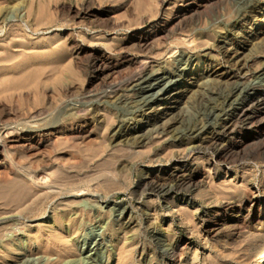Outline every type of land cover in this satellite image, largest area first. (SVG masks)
I'll use <instances>...</instances> for the list:
<instances>
[{
	"label": "rangeland",
	"instance_id": "obj_1",
	"mask_svg": "<svg viewBox=\"0 0 264 264\" xmlns=\"http://www.w3.org/2000/svg\"><path fill=\"white\" fill-rule=\"evenodd\" d=\"M138 1L0 0V8L5 14L8 12L7 21L0 22V57L14 56L11 63H0L8 65V70L0 73L1 80L9 78L2 80L4 85L0 80V144L4 145L8 137L22 140L38 136L44 139L54 126H60L57 137H62L56 138V144L55 137H52V141L33 150L24 149L22 142L5 144L4 155L9 162L0 166V218L5 220V223L0 220L3 227L0 226V264H75L76 261V264H258L264 252V137L260 141L250 138L259 127V119L264 117L262 107L252 104L247 111L248 118L245 115L239 121L237 119L229 130L223 129L220 122L209 123L213 134L210 136L214 137H210L212 144L209 142L204 150L194 151L188 159H182L194 167L186 169L175 163L181 153H188L184 144L189 142L187 136L173 144L169 143L167 136L163 139L161 135L154 136L144 145L129 140L134 129L142 123L145 108L142 104L133 106L128 103L129 106L124 103V98H115L113 84L109 79L96 76L92 63L94 56L102 52H111L113 58L127 56L140 60L148 54L147 58L165 63L173 58H169V54L178 53L182 45L183 51L196 54L202 61L210 57L224 63L223 53L213 47L218 39L212 29L216 27L218 14L222 11L227 14L238 8L240 1L214 0L208 3L203 7L205 10L201 7L194 12L195 15H187L182 24L174 27V32L156 37L146 50L134 47L132 34L158 29L168 9L184 0ZM260 18L261 14L254 19V28L260 25ZM240 25L239 20L232 23L229 39L241 42L246 38L243 32L240 33ZM261 37V41H252L253 45L240 46L246 54L248 68V72L240 75L243 82L251 81L256 70L262 68L264 33ZM193 39H197L199 47ZM249 40L251 42V38ZM15 44L18 45L15 47ZM51 51H54L53 55ZM5 52L7 54H3ZM15 53L17 58L23 53L17 63ZM158 55L164 56L159 58ZM25 64L33 67L32 71ZM203 65L198 69L191 65L189 69L203 72L206 64ZM23 68L28 69V74ZM131 69L137 70L129 67L123 70L127 72H123L126 77L137 73ZM7 72L10 77H4ZM14 76L16 78L12 79ZM197 81H185V77L176 81L189 90L167 118L170 119L171 114L172 117L182 114L181 128H190L208 119L196 100H190L194 98L191 92L194 91L192 95L195 96L198 89L202 90L199 84L203 81ZM155 102V106L161 108L166 101ZM69 127L78 129L82 137L67 138L65 132ZM241 137L249 138L250 144L244 146L247 150L236 153L231 144ZM72 155L76 157L75 161H70ZM64 158L67 162L69 159L68 164L63 162ZM9 165H12L10 173L5 172ZM196 170L204 176L198 184L190 177ZM28 174L31 177L45 175L44 183L36 178L30 179ZM18 188H25L22 199L20 197L18 201L16 196L9 199V191ZM246 217L247 220L243 221ZM217 222L225 228L217 234H209L208 227ZM28 257L30 262H27ZM32 258L37 259L36 262Z\"/></svg>",
	"mask_w": 264,
	"mask_h": 264
},
{
	"label": "bare ground",
	"instance_id": "obj_2",
	"mask_svg": "<svg viewBox=\"0 0 264 264\" xmlns=\"http://www.w3.org/2000/svg\"><path fill=\"white\" fill-rule=\"evenodd\" d=\"M15 2L16 0H12V2ZM212 1L214 2V0H184L183 2H181L182 4L176 6V7H172L168 9L167 13H166V16L164 19H161L160 21V27L158 29H154V28H151V29H147V31L145 32H141V31H136L132 34V37L134 40L131 41V43L134 44V47L136 46L138 49H142V50H146L150 47L151 43L155 42L156 40V37H161L160 35H164V34H168L170 33V31L173 30V32L176 30H174V27L177 25V24H182L181 22L187 18V15L196 12L198 9H200L201 7H207V4L209 3H212ZM240 3H239V7L238 8H234L233 10H231L230 12L228 11H224L225 13L227 14H223V11L221 13H219L218 15V18H215L217 21H216V27L213 26L215 29H212V31L215 33V36L217 37V39L219 40H223L224 41H218L217 40V44L216 46L213 45V47L217 48V51L223 53V55L225 56V61H223L224 63L222 62H217V61H214V60H211L213 58H210L208 60H205V61H202L200 58H198L195 55H192V54H189L185 51L182 50V48L180 47V51H178V53H173L172 50L171 53L172 54H169V58L170 57H173L172 59H169L170 61L168 62V60L165 61V63H157L155 60H153L151 57L150 58H147V56L143 59L140 60L139 59H131V58H128L127 56H121V58H113L110 54H112L111 52H109L110 54L108 53H99L97 54L96 56H94L95 58L93 59L94 62H92L94 65V68H95V72H96V76L98 77H101V78H106V79H109L111 84H113L112 86V89L114 90L112 93H114V97H118L119 99H122L124 98V103L128 104V103H133V106L135 104H142L143 107L145 108L144 110V113L142 114V120H141V124L136 127L134 129V134L131 138H129V140L131 139L132 140V143L134 144H143L146 143L147 141H149L151 138H153L154 136H167L168 137V141L169 143L173 144V142H177L180 138H184L187 136V138L189 139V142L185 143L186 144V150L188 153H185V154H180L178 160L175 164L176 165H181V166H184L186 167V169H191L194 167H192L191 165H188L185 161H183L182 159H188V155L193 153L194 151H198V150H204V148L206 147V145L210 142L211 143V140L212 136H210L211 134V130L210 129V126H209V123L211 124V122H220L221 123V126L223 129L225 130H229L230 128H233L231 127L232 126V123L234 121H236L238 119L239 121V118L241 119V117L247 115L246 118H248V114H247V111H248V108L254 104V103H257L259 105V107H262L263 111H264V63L262 65V68H260L258 71L256 70V72L253 74L254 78L250 81L248 80L247 82H243L241 81V73H245V71L248 72V68H247V59L245 58V55L242 50L240 49L241 45L242 44H248V46L250 45H253L251 44L252 41H261L262 37L261 35H263L264 33V0H239ZM126 2V1H125ZM141 2V0H140ZM138 1V3H140ZM145 2L142 0V3ZM162 2V1H161ZM141 3V5H142ZM149 3V2H148ZM237 3V4H238ZM123 4V3H122ZM126 4V3H125ZM128 4V3H127ZM129 4H131L129 2ZM128 4V5H129ZM146 6H147V2L144 3ZM150 4V3H149ZM148 4V6H150ZM164 4V3H163ZM208 4V5H209ZM161 5V4H160ZM176 5V4H175ZM123 6V5H122ZM127 5H125L126 7ZM130 6V5H129ZM139 7V5H137ZM143 6V5H142ZM141 6V7H142ZM128 7V6H127ZM170 7V6H168ZM121 8V7H120ZM129 8V7H128ZM160 9V7H159ZM6 10V9H5ZM4 10V11H5ZM118 10V9H117ZM128 10V9H127ZM126 10V11H127ZM203 10H205L203 8ZM166 12V11H165ZM198 12V11H197ZM6 12H3V9L0 8V22L3 23V22H6L7 19H6V15L8 14H5ZM164 13V11H163ZM107 14V13H106ZM160 14V13H159ZM222 14V15H220ZM259 14H261V18H260V25L256 28L253 27V22H254V19L259 16ZM156 16H159L156 14ZM192 18V17H191ZM6 19V21H5ZM2 20V21H1ZM191 20V19H190ZM239 20L241 22V25H240V33L243 32V34H245L246 38L244 40H241V42H237L235 41L233 38L230 37L229 39V27L232 25V23L234 21H237ZM184 22V21H183ZM187 22V20H186ZM190 23V22H188ZM189 25V24H188ZM191 25V23H190ZM238 25V24H237ZM183 26V25H182ZM185 26V25H184ZM235 26V25H234ZM154 27V26H153ZM156 27V26H155ZM179 29H180V26H178ZM157 28V27H156ZM177 28V27H175ZM190 28V27H188ZM185 29V27H184ZM239 29V28H238ZM191 30V29H190ZM189 31V30H188ZM195 31V29H194ZM198 31V30H196ZM211 31V30H210ZM233 31V30H232ZM200 32V31H199ZM193 33V32H192ZM197 34V32H195ZM212 33V32H211ZM172 34V33H171ZM186 34V33H185ZM191 34V33H189ZM187 33V35H189ZM239 34V33H238ZM184 36V35H183ZM197 35H194V37H196ZM232 36V35H231ZM165 37V36H164ZM193 37V36H192ZM193 37V38H194ZM215 37V38H216ZM261 37V38H260ZM223 38V39H221ZM251 38V42H250V39ZM264 38V37H263ZM164 39V38H163ZM187 39V38H186ZM185 39V40H186ZM189 39V38H188ZM229 39V43L226 44V40ZM158 40H160L159 38L157 39V42ZM180 41L182 39H179ZM184 40V42H185ZM195 39H193L192 41H194ZM179 41V42H180ZM190 41V40H189ZM191 41V42H192ZM16 42V41H14ZM18 42V41H17ZM16 42V43H17ZM123 42V41H122ZM121 42V43H122ZM156 42V44H157ZM162 42V41H161ZM13 43V42H12ZM177 45L178 42H176ZM193 43V42H192ZM195 43H197V39L195 40ZM195 43L193 45H195ZM155 44V45H156ZM159 44V43H158ZM181 44H183L181 42ZM188 44V42H187ZM191 44V43H190ZM255 44V43H254ZM18 45V44H17ZM15 44V47L17 46ZM121 45V44H120ZM131 45V44H130ZM129 45V46H130ZM11 46H14L11 44ZM133 46V45H132ZM152 46V45H151ZM156 46H160V45H156ZM171 46V45H170ZM169 46V47H170ZM174 46V45H173ZM176 46V45H175ZM154 47V45H153ZM168 47V49H169ZM187 47V46H186ZM195 46L191 47L194 48ZM197 47H199L198 43H197ZM119 48V46L117 47ZM135 48V49H137ZM157 48V47H156ZM177 48V47H176ZM189 48V47H188ZM187 48V49H188ZM212 48V47H210ZM213 48V49H214ZM124 49V48H123ZM122 49V51H124ZM166 49V50H168ZM172 49V48H170ZM197 49V48H196ZM246 49V48H245ZM248 49V48H247ZM119 52H120V49H118ZM139 50V51H140ZM151 50V49H150ZM149 50V52H150ZM195 50V49H194ZM216 50V49H215ZM114 51L115 48H114ZM177 51V50H176ZM190 50H188L189 52ZM193 51V50H192ZM8 52V51H7ZM11 52V51H9ZM13 52V51H12ZM15 52V51H14ZM52 52L54 53V51H51L50 54H52ZM166 52V51H164ZM17 53V51H16ZM15 53V58H17L18 55H16ZM122 53V52H121ZM120 53V54H121ZM140 53V52H139ZM167 53V52H166ZM1 54V53H0ZM3 54H7L6 52L3 53ZM14 54V53H13ZM23 54V53H22ZM21 54V55H22ZM25 54V53H24ZM32 54V53H31ZM29 54V57H31ZM126 54V53H125ZM144 54V53H143ZM145 54H146V51H145ZM151 54V53H150ZM163 54V53H162ZM165 54V53H164ZM194 54V53H193ZM20 55V53H19ZM19 56L18 58L20 59V57L22 58V56ZM26 55V54H25ZM40 55V54H39ZM42 55H45V54H42ZM53 55V54H52ZM114 55V54H113ZM171 55V56H170ZM1 56V55H0ZM24 56V55H23ZM32 56L34 57V55L32 54ZM46 56V55H45ZM55 56V55H54ZM141 56V55H140ZM154 56V55H153ZM162 56V55H160ZM160 56L158 55V57L160 58ZM164 56V55H163ZM162 56V57H163ZM14 56H11V55H7V56H4L2 55V57H0V63L1 62H5V63H11ZM28 57V58H29ZM37 57V55H36ZM43 57V56H42ZM58 57V56H57ZM247 57V56H246ZM14 59V61L16 60V63L18 62V59ZM24 58H27V55L24 56ZM44 58V57H43ZM166 58V57H165ZM30 59V58H29ZM39 59V57L37 58ZM27 61H29L28 59H26ZM45 60V59H44ZM160 60V59H159ZM223 60V59H222ZM32 61V59H31ZM29 61V62H31ZM161 61V60H160ZM24 62L21 61V63ZM26 62V61H25ZM28 62V63H29ZM20 63V66H22ZM2 64V63H1ZM14 64V63H13ZM203 64H206L205 65V69L203 70V72H195L194 70L192 69H189V67L191 65H194V67L196 69H198L201 65ZM262 64V63H260ZM6 65V64H5ZM17 65V64H16ZM19 65V63H18ZM28 65V64H27ZM27 65L25 64V66L27 67ZM8 67V65H6ZM4 66V65H0V73H3L6 72L8 70V68ZM30 66V65H29ZM27 67V68H30V67ZM204 66V65H203ZM11 67V66H9ZM13 67V66H12ZM24 67V66H23ZM137 68V70H133V71H137V73H135L134 75H132L133 73H131L130 76L126 77V75H124L123 71L125 68ZM17 67H15L16 69ZM19 68V67H18ZM17 68V69H18ZM11 69V68H10ZM9 69V70H10ZM22 69V68H20ZM24 69V68H23ZM31 69V68H30ZM33 69V67H32ZM31 69V71H32ZM201 69V68H200ZM199 69V70H200ZM13 70V69H12ZM11 70V71H12ZM26 71V73L28 72L26 69H24ZM23 70V71H24ZM127 70V69H126ZM130 70V69H129ZM16 71V70H15ZM19 71V70H18ZM34 71H37L34 69ZM33 71V72H34ZM14 72V71H13ZM12 72V73H13ZM32 72V73H33ZM131 72V71H130ZM246 72V73H247ZM16 73H19V72H16ZM127 73V72H125ZM243 73V74H244ZM6 74V73H5ZM10 74V73H9ZM7 74L4 75L5 76H9L10 75ZM24 74V73H23ZM28 74V73H27ZM27 74H24L25 76ZM29 74H30V71H29ZM129 74V72H128ZM15 75V74H14ZM18 76V74H16ZM7 76V77H8ZM20 76V75H19ZM2 77V76H1ZM21 77L24 78V76H22L21 74ZM181 77H185V81L190 79L191 80H198V81H203L201 84H199V87L202 86V90L200 91L198 89V93L197 95H192V93L194 94V91L191 92V96L194 97L190 100H196V102L198 103V105L200 106L201 108V112H205L207 113L206 115L208 116V119L206 120H201L202 122L199 123L198 125H194L193 127H191L190 125V128H187V127H182L179 126L180 124L182 125L183 123V120H182V114H180V116H174L172 117L171 115L168 116V117H171L170 119L167 118V115L169 114V112H171L172 110H174L176 107L179 106L180 102L182 100H184L188 90L185 89L183 87V84L180 85V84H177L176 81L179 80ZM3 78V77H2ZM12 79L13 78H16L15 76L14 77H11ZM10 78V79H11ZM100 78V79H101ZM9 79V78H8ZM7 79V80H8ZM11 79V80H12ZM18 79L21 80L20 77H18ZM121 80V82L119 83L118 80ZM1 80V78H0ZM3 81H7L6 78L5 79H2ZM1 80V82H2ZM15 80V79H14ZM13 81V80H12ZM102 81V80H101ZM197 81V83H198ZM0 82V83H1ZM15 82H17L15 80ZM21 82V81H20ZM100 82V81H99ZM106 82V81H104ZM10 83V82H9ZM7 83V85L9 84ZM19 83V82H17ZM200 83V82H199ZM3 84V82H2ZM6 84V83H5ZM20 84V83H19ZM4 85V84H3ZM12 85V84H10ZM8 85V86H10ZM13 85H16V83H13ZM109 85V84H108ZM198 86V85H197ZM207 86H210V87H207ZM1 87V86H0ZM195 88H198L195 86ZM197 90V89H196ZM191 91V90H190ZM190 93V92H189ZM195 93V94H196ZM190 95V94H189ZM117 98V99H118ZM116 99V100H117ZM164 99V104L163 106L160 108V107H156L155 104V100H158L159 101H162ZM187 99V98H186ZM114 100V99H113ZM118 101V100H117ZM115 101V103L117 102ZM120 102V101H119ZM122 102V101H121ZM184 102V101H183ZM189 103V102H188ZM191 103V101H190ZM189 103V105H190ZM75 104V103H74ZM195 104V103H194ZM193 104V106H194ZM78 105V104H77ZM125 105V104H124ZM123 105V106H124ZM129 105V104H128ZM184 105V104H182ZM182 105H180L182 107ZM195 104V109L199 106ZM70 106V105H69ZM126 106V105H125ZM130 106V105H129ZM136 106V105H135ZM140 106V105H138ZM193 106H191L193 108ZM127 107V106H126ZM132 107V106H131ZM73 108V107H72ZM128 108V107H127ZM135 108V107H134ZM141 108V107H140ZM180 108V107H179ZM178 108V109H179ZM187 108V107H186ZM197 108V109H198ZM254 108V107H253ZM252 108V109H253ZM132 109V108H131ZM128 110L130 111V108L127 109V112ZM139 110V108L137 109ZM183 110V109H182ZM189 110V109H188ZM72 111V110H71ZM93 111V110H92ZM133 111V110H132ZM141 111V110H140ZM181 111V110H180ZM184 111V110H183ZM190 111V110H189ZM198 111V110H197ZM196 111V112H197ZM250 111V110H249ZM256 111V110H254ZM261 111V110H260ZM97 112V111H96ZM126 112V113H127ZM195 112V110H194ZM131 113V112H130ZM128 113V114H130ZM133 113V112H132ZM137 113V112H136ZM135 113V115H136ZM142 113V112H140ZM173 113V112H172ZM175 113V112H174ZM173 113V115H174ZM178 113V112H177ZM185 113V112H184ZM188 113V111H187ZM200 114V112H199ZM256 114V113H255ZM71 115V114H70ZM88 115V113H87ZM94 115V113H93ZM131 115V114H130ZM176 115V113H175ZM185 115V114H183ZM189 115V114H187ZM195 115V114H194ZM95 116H98V115H95ZM186 116V115H185ZM205 116V115H204ZM203 116V118H204ZM263 116V115H262ZM86 117V116H85ZM122 117V116H121ZM128 117V116H127ZM162 117L164 118V120H161ZM250 117V116H249ZM131 118V117H130ZM184 118V117H183ZM187 118H189L187 116ZM194 118V117H193ZM192 118V119H193ZM196 118V117H195ZM199 118V117H198ZM245 118V119H246ZM258 118V117H257ZM260 118V116H259ZM258 118V119H259ZM120 119V118H119ZM124 119H125V114H124ZM123 119V121H124ZM127 119V118H126ZM125 119V120H126ZM139 119V117H138ZM185 119V118H184ZM190 119V118H189ZM244 119V118H243ZM136 120V119H134ZM196 120V119H195ZM198 120V119H197ZM196 120V121H197ZM84 121V120H83ZM87 121V120H86ZM190 121V120H189ZM199 121V120H198ZM246 121V120H245ZM248 121V120H247ZM254 121V120H252ZM57 122V121H56ZM59 122V121H58ZM88 122V121H87ZM121 122V121H120ZM255 122V121H254ZM55 123V122H54ZM85 123V122H84ZM198 123V122H197ZM251 123V122H250ZM57 124V123H56ZM74 124V123H73ZM83 124V123H82ZM121 124V123H120ZM120 124L118 123L119 127ZM123 124V122H122ZM139 124V123H138ZM214 124V123H213ZM219 124V123H218ZM217 124V125H218ZM117 125V126H118ZM186 125V124H185ZM192 125V124H191ZM53 126V125H52ZM78 126V125H77ZM184 126V125H183ZM188 126V127H189ZM214 126V125H213ZM235 126V125H234ZM60 127V126H59ZM58 126H54V128L51 129L50 133L48 134L47 137H45L44 139H40L38 138H28V139H18V138H15V137H8L7 141L5 144H13V143H17V142H22V146L27 149H35V148H39L43 143L45 142H48L52 139V137H55L56 138H62V137H57V133H58V129H59ZM64 127V126H63ZM66 127V126H65ZM71 127V125H70ZM66 130L65 134H66V137L67 138H70L71 140H75L73 138H77L78 136L79 137H82V135L80 136V131L77 130H74L73 128H70ZM133 127V126H132ZM215 127V126H214ZM221 128V129H222ZM46 129V128H45ZM49 129V128H48ZM125 129V128H124ZM129 129V128H128ZM235 129V128H234ZM42 130V129H40ZM86 130V129H85ZM118 130V128L116 129ZM63 131V130H62ZM216 131V130H215ZM224 131V130H223ZM38 132V130H37ZM41 132V131H40ZM8 133V132H7ZM84 133V132H83ZM112 133H114L112 131ZM119 133V132H118ZM122 133V132H121ZM125 133V132H124ZM131 133V132H130ZM218 133V132H217ZM216 133V134H217ZM220 133V131H219ZM228 134V132H225ZM46 134V133H45ZM86 134V133H85ZM223 134V133H222ZM60 135V134H59ZM113 135V134H112ZM213 135V134H211ZM215 135V134H214ZM11 136V135H9ZM30 136V135H29ZM34 136V135H33ZM40 136V135H39ZM44 136V135H43ZM61 136V135H60ZM64 136V134H63ZM116 136V135H115ZM160 136V137H161ZM232 136V135H231ZM239 136V135H238ZM65 137V136H64ZM65 137V138H66ZM129 137V136H128ZM212 137V138H210ZM233 137V136H232ZM261 137H264V117L260 118L259 119V127L257 128L256 132L253 134V136L250 138L251 140H254V139H258V141H260ZM27 138V137H26ZM42 138V137H41ZM63 138V139H65ZM66 138V140L68 141V139ZM113 138V137H111ZM127 139V138H126ZM154 139V138H153ZM161 139V138H160ZM165 139V137L163 138ZM167 139V138H166ZM218 139V138H217ZM249 138L247 137H241L237 140H234L232 141V144L234 147V149H236V153L238 152H243L245 151L244 149V146H247L246 144H250L249 141H250ZM260 139V140H259ZM122 140V139H121ZM130 140V141H131ZM152 140V139H151ZM150 140V142H151ZM181 140V139H180ZM186 140V139H185ZM232 140V139H231ZM52 141V140H51ZM126 141V140H124ZM166 141V140H165ZM164 141V142H165ZM187 141V140H186ZM215 141V140H214ZM263 141V140H262ZM261 141V143H262ZM57 142V139L56 141H54V143L56 144ZM119 142V141H118ZM150 142H147V143H150ZM181 142V141H179ZM219 142V141H218ZM256 142V141H255ZM253 141V143H255ZM49 143V142H48ZM48 143L47 146H48ZM52 143V144H54ZM127 143V142H126ZM128 143L130 144V142L128 141ZM253 143H252V146H253ZM259 143V142H257ZM264 143V142H263ZM3 145V144H0V166H5L8 164L9 161H7L6 159V156L4 155V148L6 145ZM20 144V145H21ZM212 144V143H211ZM216 144V143H215ZM115 145V144H114ZM142 145V146H143ZM255 145V144H254ZM259 145V144H258ZM262 145V144H261ZM264 145V144H263ZM11 146V145H10ZM46 146V145H45ZM171 146V145H170ZM181 146V145H179ZM215 146V145H214ZM12 147V146H11ZM173 147V146H172ZM184 147V149H185ZM248 147H251V146H248ZM255 147H258L257 145ZM254 147V148H255ZM22 148V147H21ZM44 148V147H43ZM214 148V147H213ZM218 148V146H217ZM232 148V149H233ZM253 148V147H251ZM253 148V149H254ZM23 149V148H22ZM26 149V150H27ZM249 149V148H248ZM252 149V150H253ZM257 149V148H255ZM42 150V149H41ZM210 150V149H209ZM215 150V149H214ZM229 150V149H228ZM247 150V149H246ZM250 150V149H249ZM258 150V149H257ZM256 150V151H257ZM29 151V150H28ZM38 151V150H37ZM36 151V152H37ZM206 151H208V148L206 149ZM233 151V150H232ZM185 152V151H184ZM199 152V151H198ZM229 152V151H228ZM252 152V151H251ZM38 153H41L40 151ZM36 153V154H38ZM180 153V152H179ZM231 153V152H230ZM245 153V152H244ZM243 153V154H244ZM248 153V152H247ZM254 153V152H253ZM35 154V152L33 153V155ZM69 154V152H68ZM227 154V153H226ZM235 154V153H234ZM233 154V155H234ZM241 154V153H240ZM250 154V153H248ZM258 154V153H257ZM65 155V154H64ZM178 155V154H176ZM182 155V156H181ZM217 155V154H216ZM220 155V154H219ZM225 155V154H224ZM231 155V154H230ZM229 155V156H230ZM61 156V155H59ZM73 156V155H72ZM71 156V157H72ZM190 156V155H189ZM228 156V155H227ZM67 157V156H66ZM75 156H73L72 160L70 159V161H75L74 158ZM60 158V157H59ZM70 158V157H69ZM191 158V157H190ZM226 159V157H224ZM223 158V159H224ZM174 159V158H173ZM181 159V161H180ZM193 159V157H192ZM60 160V159H59ZM58 160V161H59ZM63 160V159H61ZM194 160V159H193ZM221 161V160H220ZM225 161V160H224ZM228 161V160H227ZM63 162L65 163H69V159H68V162H67V158L63 160ZM190 162V161H189ZM61 164V162H59ZM59 164V165H60ZM66 164V165H67ZM226 164V163H225ZM194 165V164H193ZM196 165V163H195ZM12 166V165H11ZM10 165L8 166V169H6L5 172H11L12 171V167ZM64 166V165H63ZM62 167V165H61ZM197 167V166H196ZM14 168V167H13ZM177 168V167H176ZM175 168V169H176ZM4 169V170H5ZM200 169V168H199ZM14 171V170H13ZM21 171V170H20ZM23 172V171H22ZM24 172L27 173V171L24 170ZM169 172V171H168ZM173 172V171H172ZM171 172V173H172ZM44 174V173H43ZM183 174V173H182ZM8 175V173H7ZM22 175V174H21ZM29 175V174H28ZM178 175V174H177ZM186 175V173H185ZM27 176V175H26ZM146 176V175H145ZM30 179H38V180H42V183L43 180H44V176H40L39 177H35L34 176H30ZM47 177V176H46ZM172 177V176H171ZM190 177H191V180L198 184L197 182H199L200 179H202V172L200 171H194V173H191L190 174ZM25 178V177H23ZM26 179V178H25ZM27 180V179H26ZM46 180V178H45ZM191 181V182H192ZM38 182H41V181H38ZM36 182V184L38 183ZM190 182V183H191ZM47 183V182H46ZM51 183V182H49ZM41 184V183H40ZM195 184V185H196ZM200 184V183H199ZM22 185V184H21ZM47 185V184H46ZM46 185H43L44 188L46 189H49L48 186ZM42 186V185H41ZM40 186V187H41ZM24 187V186H23ZM161 189L163 187H160ZM52 189V188H51ZM14 190V189H13ZM13 190H10L9 191V199L12 197V196H16V198L18 199V201H20L22 199L21 196H24V190L22 188H18L15 189V191ZM54 190V189H53ZM43 191V190H42ZM46 191V190H45ZM164 191V190H163ZM47 192V191H46ZM162 192V191H161ZM167 192V191H166ZM170 192V191H169ZM45 193V192H44ZM165 193V192H164ZM26 195V193H25ZM6 196V197H7ZM5 197V198H6ZM7 197V199H8ZM21 197V199H20ZM16 198L14 200H16ZM8 199V200H9ZM254 199V198H253ZM13 200V198H12ZM250 200V199H249ZM16 203V201H15ZM64 204V203H63ZM124 207V206H123ZM124 210V208H123ZM120 211V210H119ZM120 213V212H119ZM122 214V213H121ZM119 214V215H121ZM248 215V214H247ZM250 216V215H248ZM8 217V216H7ZM12 217V216H10ZM9 217V218H10ZM14 217V216H13ZM118 217V216H117ZM121 217V216H120ZM6 218V217H4ZM7 219V218H6ZM15 219V218H14ZM240 219V218H239ZM0 220H2L0 218ZM4 220V219H3ZM3 220L1 222H3ZM11 220V218H10ZM10 220H7V221H10ZM237 220V219H236ZM243 221H246L247 220V217L242 219ZM240 221V220H239ZM242 221V222H243ZM4 223H5V220H4ZM244 223V222H243ZM128 224V223H127ZM225 224V223H224ZM3 225V224H2ZM6 225V224H5ZM1 226V225H0ZM2 227V226H1ZM223 224H220V223H213V225L209 226L208 227V230L207 232L209 234H217L219 233L222 228H223ZM3 228V227H2ZM225 228V227H224ZM2 231V229H0ZM158 231H156L157 233ZM10 233V232H9ZM160 234V233H159ZM161 235V234H160ZM85 238V237H84ZM83 238V239H84ZM156 238V237H155ZM161 238V237H160ZM87 239V238H86ZM158 239V238H157ZM160 240V239H159ZM61 241V240H60ZM86 241V240H84ZM83 241V242H84ZM90 241V240H89ZM64 242V241H63ZM88 242V241H87ZM158 242V241H157ZM62 243V241H61ZM94 243V242H93ZM92 243V245H94ZM162 243V242H161ZM160 243V244H161ZM100 244V243H99ZM102 244V243H101ZM62 245V244H61ZM88 245V244H87ZM163 245V244H162ZM168 246V245H167ZM91 247V246H90ZM19 248V247H18ZM89 248V247H88ZM95 248V247H94ZM97 248V247H96ZM168 248V247H167ZM171 248V247H170ZM101 249V248H100ZM20 250V249H19ZM85 251V250H84ZM95 251V250H94ZM101 251V250H100ZM173 251V249H172ZM83 252V251H82ZM89 252V251H88ZM86 252V253H88ZM97 252V251H96ZM91 253V251L89 252ZM88 256V255H87ZM23 257V256H22ZM29 258V257H28ZM86 258V257H85ZM88 258V257H87ZM22 259V258H21ZM34 259V258H32ZM91 259V258H89ZM35 262L37 259H34ZM33 260V261H34ZM85 260V259H84ZM88 260V259H87ZM21 261V260H20ZM25 261V260H24ZM23 259H22V262L24 263ZM27 261V260H26ZM31 259L29 258V261L27 262H30ZM80 261V260H79ZM78 261V263H79ZM21 262V263H22ZM70 262V261H69ZM77 262V261H76ZM75 262V264H76ZM82 262V261H81ZM87 262H90L89 260ZM20 263V262H19ZM33 263V262H32ZM66 263V262H65ZM85 263V262H84ZM83 263V264H84ZM91 263V262H90ZM27 264V263H25ZM31 264V263H30ZM34 264V263H33ZM70 264H74L73 262L70 263ZM82 264V263H81ZM258 264H264V252L262 253V255L260 256V260L258 261Z\"/></svg>",
	"mask_w": 264,
	"mask_h": 264
}]
</instances>
